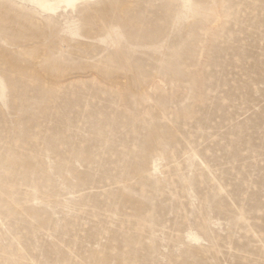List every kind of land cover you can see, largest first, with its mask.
I'll return each instance as SVG.
<instances>
[{
    "label": "rangeland",
    "instance_id": "obj_1",
    "mask_svg": "<svg viewBox=\"0 0 264 264\" xmlns=\"http://www.w3.org/2000/svg\"><path fill=\"white\" fill-rule=\"evenodd\" d=\"M0 264H264V0H0Z\"/></svg>",
    "mask_w": 264,
    "mask_h": 264
},
{
    "label": "bare ground",
    "instance_id": "obj_2",
    "mask_svg": "<svg viewBox=\"0 0 264 264\" xmlns=\"http://www.w3.org/2000/svg\"><path fill=\"white\" fill-rule=\"evenodd\" d=\"M20 4L26 5L29 8L40 11L46 14H56L61 10L75 9L78 5L88 3L93 0H15ZM77 4L72 7L70 5ZM38 5H45L39 7Z\"/></svg>",
    "mask_w": 264,
    "mask_h": 264
},
{
    "label": "snow or ice",
    "instance_id": "obj_3",
    "mask_svg": "<svg viewBox=\"0 0 264 264\" xmlns=\"http://www.w3.org/2000/svg\"><path fill=\"white\" fill-rule=\"evenodd\" d=\"M38 6H39V7H45V5H38ZM70 6L75 7V6H77V4H72V5H70ZM2 87H3V82L0 81V89H2Z\"/></svg>",
    "mask_w": 264,
    "mask_h": 264
}]
</instances>
